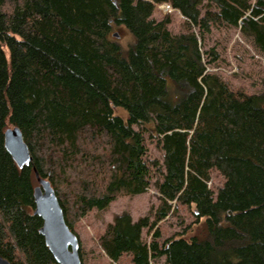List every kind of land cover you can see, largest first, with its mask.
I'll return each instance as SVG.
<instances>
[{
    "label": "trees",
    "instance_id": "trees-1",
    "mask_svg": "<svg viewBox=\"0 0 264 264\" xmlns=\"http://www.w3.org/2000/svg\"><path fill=\"white\" fill-rule=\"evenodd\" d=\"M161 4L201 40L238 29L264 58V0H0V256L10 264H57L33 213L36 173L76 236L91 211L147 192L157 162L145 161L133 126L149 123L162 151L158 205L151 220L122 213L105 226L106 258L264 264V92L208 72L198 37L173 35L169 14L155 18ZM119 29L125 45L113 37ZM8 127L20 129L33 158L21 169L3 145ZM178 204L192 208L201 232L159 242L156 226Z\"/></svg>",
    "mask_w": 264,
    "mask_h": 264
},
{
    "label": "rangeland",
    "instance_id": "rangeland-1",
    "mask_svg": "<svg viewBox=\"0 0 264 264\" xmlns=\"http://www.w3.org/2000/svg\"><path fill=\"white\" fill-rule=\"evenodd\" d=\"M253 1V0H250ZM169 14L171 23L168 26L173 35L192 32L199 40L200 50L208 72L220 75L232 88L245 87L248 92H264V58L252 46L251 42L244 39L238 29L213 31L210 35H205L204 39L199 38L198 29L188 27L184 19L176 11H162L157 7L155 18L161 19ZM112 34H117L114 38L120 44L130 39L129 35L122 29L114 30ZM216 54L215 59L211 51ZM114 114L126 119V113L120 108H113ZM140 131L145 140L147 153L145 161L152 164L157 162V166L152 168V178L150 187L146 193L137 196L117 197L104 211L93 210L74 226L80 244L79 252L82 264H132L129 256H123L118 262L113 263L102 253L98 245V238L103 233L105 226L112 223L113 218L122 213H128L133 222L140 218L152 219V214L158 205V193L154 188V182L160 177L157 169L163 170L162 151L156 145V139L150 137L153 134V124L133 126ZM212 189L216 190L222 185V179L216 173L212 175ZM158 227L159 242L164 241L175 234L184 233L185 238L200 234L201 224L194 222L192 208L176 205L174 212ZM143 242L151 241V234L143 230L141 234ZM156 264H164V259L160 258Z\"/></svg>",
    "mask_w": 264,
    "mask_h": 264
},
{
    "label": "water",
    "instance_id": "water-1",
    "mask_svg": "<svg viewBox=\"0 0 264 264\" xmlns=\"http://www.w3.org/2000/svg\"><path fill=\"white\" fill-rule=\"evenodd\" d=\"M118 38L117 34H113ZM3 145L18 168L28 166L33 158L18 127H8L3 133ZM37 186L33 191L34 215L42 220L39 229L57 264H82L79 239L67 226L63 211L50 183L36 173ZM0 264H10L0 256Z\"/></svg>",
    "mask_w": 264,
    "mask_h": 264
},
{
    "label": "built area",
    "instance_id": "built-area-1",
    "mask_svg": "<svg viewBox=\"0 0 264 264\" xmlns=\"http://www.w3.org/2000/svg\"><path fill=\"white\" fill-rule=\"evenodd\" d=\"M158 8L162 11H169V12L173 11V9H171L170 6L167 4H161L158 6Z\"/></svg>",
    "mask_w": 264,
    "mask_h": 264
}]
</instances>
